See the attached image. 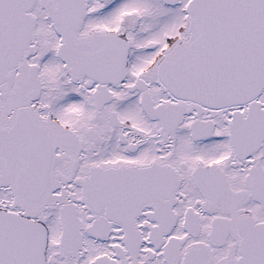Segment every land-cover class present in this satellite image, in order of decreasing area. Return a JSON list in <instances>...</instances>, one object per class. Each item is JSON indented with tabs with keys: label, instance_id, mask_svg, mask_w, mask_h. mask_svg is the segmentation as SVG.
Wrapping results in <instances>:
<instances>
[{
	"label": "snow or ice",
	"instance_id": "snow-or-ice-1",
	"mask_svg": "<svg viewBox=\"0 0 264 264\" xmlns=\"http://www.w3.org/2000/svg\"><path fill=\"white\" fill-rule=\"evenodd\" d=\"M0 264H264V0H0Z\"/></svg>",
	"mask_w": 264,
	"mask_h": 264
}]
</instances>
